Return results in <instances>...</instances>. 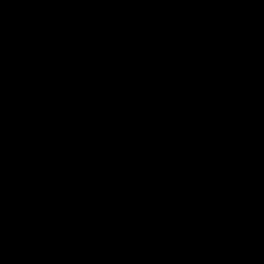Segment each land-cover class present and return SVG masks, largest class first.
<instances>
[{
  "label": "water",
  "instance_id": "water-1",
  "mask_svg": "<svg viewBox=\"0 0 264 264\" xmlns=\"http://www.w3.org/2000/svg\"><path fill=\"white\" fill-rule=\"evenodd\" d=\"M0 264H264V0H0Z\"/></svg>",
  "mask_w": 264,
  "mask_h": 264
}]
</instances>
